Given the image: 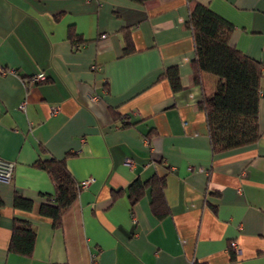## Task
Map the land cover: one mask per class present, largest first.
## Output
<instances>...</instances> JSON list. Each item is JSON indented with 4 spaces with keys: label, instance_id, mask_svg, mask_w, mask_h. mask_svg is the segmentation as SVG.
Instances as JSON below:
<instances>
[{
    "label": "crops",
    "instance_id": "obj_1",
    "mask_svg": "<svg viewBox=\"0 0 264 264\" xmlns=\"http://www.w3.org/2000/svg\"><path fill=\"white\" fill-rule=\"evenodd\" d=\"M193 1L231 22L230 44L264 68V0ZM189 3L0 0V159L13 163L0 179V264H264V76L258 139L214 152L198 101L218 78L193 81ZM50 158L77 184L93 179L58 227L39 212L54 182L36 162ZM153 175L156 212L148 185L134 204L127 189ZM16 219L35 231L29 256L8 250Z\"/></svg>",
    "mask_w": 264,
    "mask_h": 264
},
{
    "label": "trees",
    "instance_id": "obj_2",
    "mask_svg": "<svg viewBox=\"0 0 264 264\" xmlns=\"http://www.w3.org/2000/svg\"><path fill=\"white\" fill-rule=\"evenodd\" d=\"M186 25L191 30L194 56L191 61L193 81L200 83L202 72L218 78L212 93H202L198 105L204 111L214 152H221L255 142L259 137L258 102L260 80L264 76L262 63L230 44L233 25L207 5L190 0ZM75 39V37H72ZM127 47V48H126ZM125 47V53L129 51ZM171 84L178 87L176 69L167 71ZM54 182V193L43 194L39 212L51 218L54 227L60 226L63 211L77 196V183L63 160H37ZM163 177L153 175L146 180L134 179L128 186L130 203L134 204L149 186L154 211L161 210ZM119 194L114 192L113 196ZM13 205L31 209L32 202L15 194ZM161 213H157L160 217ZM35 231L32 225L16 219L11 229L8 250L29 256L33 250Z\"/></svg>",
    "mask_w": 264,
    "mask_h": 264
},
{
    "label": "built area",
    "instance_id": "obj_3",
    "mask_svg": "<svg viewBox=\"0 0 264 264\" xmlns=\"http://www.w3.org/2000/svg\"><path fill=\"white\" fill-rule=\"evenodd\" d=\"M46 78L47 76L44 71H39L36 74L31 76V79L35 82L45 81ZM19 108H22V105L19 106ZM124 163L130 166L132 165L133 162L130 158H125ZM12 169H13L12 162H6L0 159V179L1 180L8 181L11 177ZM92 180H93L92 178H87L85 180H82L81 182L77 184L78 189L86 187Z\"/></svg>",
    "mask_w": 264,
    "mask_h": 264
}]
</instances>
